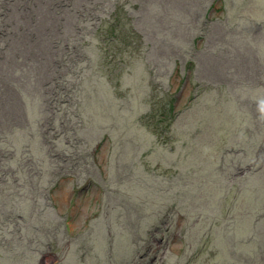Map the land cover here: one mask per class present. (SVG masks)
<instances>
[{
  "label": "rangeland",
  "instance_id": "374dc122",
  "mask_svg": "<svg viewBox=\"0 0 264 264\" xmlns=\"http://www.w3.org/2000/svg\"><path fill=\"white\" fill-rule=\"evenodd\" d=\"M221 1L0 0V163L12 161L13 167L17 166V172L13 176L22 178V185L19 186L16 183L20 181L11 178V175L10 180L0 183V214L1 211L4 212L6 221L5 218H9L12 213V207L16 206L22 208L24 217L22 223L26 228L36 215L47 218L49 223L56 225L50 239L43 230L38 231L42 236H37L34 241L23 236L22 244L25 247L22 246V252L25 255L22 257V252L17 253V260L13 259L14 253L10 250L17 242L1 245L0 264H68L64 258L72 260L77 257L74 264H100L94 261L95 257L89 255H96L97 251L90 252L85 243L78 251H75V246L69 252L58 250L67 245L69 237L76 238L86 233L93 217L91 215L96 211L95 205L102 199V189L104 191L106 188L113 189L116 179L118 184H125L140 174L146 173L145 176L148 177V172L153 171L149 164L153 159L164 163L163 167L154 172L152 180L143 181H148L150 186H156L158 189L159 198L154 204L156 213L152 215L159 220L155 222L153 230L151 227L153 222L145 226L147 230L152 231H148L144 240L140 235L135 239L141 245V249L138 251L135 248L131 258L133 264H211L213 256L221 254L227 246L233 264L239 259L249 264L258 263L256 258L260 259V264H264L263 255L256 256V253L241 251V247L250 245L258 238L257 234L252 233L253 230L264 231V200H259L257 207H246L247 194L243 193L246 187L243 178L248 171L252 172L253 167L264 170V162L256 163V155L264 151L263 116L260 112L258 114L259 108L256 106L259 97H253V101L251 99L241 101L250 111L249 114L252 113V121L240 122L238 126L230 128L231 133L224 137L213 135L208 138L206 134L208 138L206 140L205 134L198 133L194 118L178 119L183 117L190 97L198 91L197 83L205 88L224 86L241 76L249 75L251 67L254 69L259 66L256 57L249 58L252 57L251 53L257 52V48H261L264 55V45H261L262 40H258L259 35L253 32L250 26H246L254 25L261 16L255 10L256 2L252 3L253 7L249 5L238 7L242 11L249 7L250 11L245 18L242 14L231 18L228 11H219L221 7H225ZM180 3L185 6L180 7ZM117 6L138 7L131 12L137 30L142 27L146 30L149 28L143 25L147 14L152 22L147 30L148 34L145 33L143 38L151 48L147 49L144 57L133 58V62L127 61V56H117L116 60L109 62L104 59L105 54L100 48L104 42L97 46V39H102L100 35L97 38L90 35L87 40L79 36L80 32L87 31L85 26L87 20L83 22L78 18L80 10L77 8ZM229 21H237V25L229 24ZM261 23H264V20ZM75 25L79 27V33L75 32ZM233 32L240 37L237 39L240 41H236L238 46L235 41V46L232 45ZM83 42L87 45L82 46ZM253 43L254 50H250L248 45ZM78 52L88 56V65L91 68L103 67L106 73L120 77L117 88L102 91L104 108L95 116L97 123L100 118L102 122V129L98 130L100 133L96 132L99 134L97 139H89L88 144L84 142L79 147L80 151L93 153V149L98 147L96 145H100L96 154V164L84 163L88 157L81 158L80 152L75 153L77 137L80 136L83 141L87 138L80 134V129L85 130L88 123L87 114L81 115V119H75L72 111L76 105L71 106L72 97L67 93L74 84L79 85V92V89L82 87L84 90L88 83L84 80L88 75L86 72L81 73L84 77L82 80L75 79V70L80 68L79 62L78 65L75 62L82 59ZM189 62L193 64L192 71H187ZM117 66L121 67L120 71L116 70ZM263 66L259 68L258 74L253 73L251 78L254 82L259 80L264 83ZM140 82L146 88L142 92L138 87ZM54 86L64 96L57 103L56 109L49 101L48 105L42 103L43 89L46 87L48 91ZM261 89L264 98V87ZM216 92L218 93L215 94H224L222 91ZM169 93L173 96L176 120L172 124L167 123L169 129L163 124L162 137L157 138L148 128L134 121L131 122V132L135 129L138 136L134 138L129 136L131 132L127 133L126 123L134 104L146 111L151 107L153 111L157 109L155 105L158 101L167 97ZM95 94H98L96 88L93 92V95ZM14 95L18 97L13 99L11 96ZM240 96L243 98L252 96V91L242 90ZM11 98L14 100L13 103ZM227 98L229 97H224V102ZM80 103L78 102V106ZM228 104L229 102L226 105ZM33 106L35 108L33 113L28 114ZM20 108L22 112H17ZM16 115L22 125L18 124L13 131L7 130L10 120ZM62 120L64 124H61ZM212 121L215 123L216 119ZM93 128L96 130L95 127H91V130ZM141 128L148 134L142 135ZM46 129H52L53 135L44 142L35 140L36 130L39 137L38 130L47 132ZM91 130L90 133L93 131ZM29 134L33 136L30 138ZM20 136L22 140L17 139ZM228 137L230 141H227ZM66 139L73 140L74 147L70 146ZM188 143L191 146H188ZM248 145L250 149L247 151L253 155L249 158L250 163L237 164L239 149ZM22 147H24L22 153L12 152L16 148L21 150ZM195 151L213 160V177L210 179L203 174L208 183L206 190L211 193L213 200L208 203L206 210L192 213L190 208L193 206V199L184 192L174 201L178 211L172 210L160 216V212L169 206L165 203L166 196H172L173 191L177 190L173 181L164 186L160 182L158 186L159 174L171 172L172 165H175L173 156L177 152L183 153L185 158H190ZM120 155L131 158V163H119V160L117 163L110 162V157L112 161ZM15 160H18V163ZM109 166L111 171L108 173ZM202 170L205 172L206 167L202 166ZM188 182H195V179L189 178ZM191 183L186 185V191L190 193L193 192ZM247 184L253 185L257 191L258 187H261L260 190L264 187V181L259 179L249 178ZM83 187L85 191L80 192ZM184 188L183 184L179 190L182 191ZM38 193L41 197L36 198L37 204L42 199L44 210L41 212L37 206L34 213L35 203L32 199L33 195ZM29 195L30 201L27 198ZM2 196L6 198V203ZM112 196L113 202L117 198L116 195ZM238 199H242L239 205ZM214 201H217L216 204L219 202L222 204H218L216 210L217 214L220 208L223 210L221 216L223 219L212 214ZM232 203L237 207L234 213L233 209L228 207ZM115 217L114 213L107 214L106 223H111V219L113 221ZM247 219L252 224L260 221L259 228L246 229ZM124 221V226L120 227L118 222L111 231L121 235V231L127 228L129 234L135 235L134 229L141 226L138 219L128 218ZM99 222L100 226L104 225V218ZM238 222L242 224L247 234L238 233ZM112 232L109 231L111 242L114 241ZM213 232H216L214 239ZM87 237L88 235H85L83 239ZM117 239L122 240L120 237ZM109 243L105 246L102 244L100 251L103 254V250L106 249L104 254L108 258L105 264L110 262L123 264L114 259L119 251ZM191 243L193 246H189ZM43 244L49 247L37 252ZM27 249L28 251H24ZM123 255H119L118 258H122Z\"/></svg>",
  "mask_w": 264,
  "mask_h": 264
},
{
  "label": "trees",
  "instance_id": "16d2710c",
  "mask_svg": "<svg viewBox=\"0 0 264 264\" xmlns=\"http://www.w3.org/2000/svg\"><path fill=\"white\" fill-rule=\"evenodd\" d=\"M181 1V0H177ZM225 7H221L219 11L225 12L228 11L231 18H236L238 14H242L243 18L246 17L247 12L249 13V7H253L252 3L256 2L255 10H257V13L260 14V18L258 21L252 25V24H246V26H250L251 30L259 35L258 40H262V44L264 45V23H261L264 20V0H237L236 2L233 0H222L221 1ZM241 5H249L247 9L239 10L238 7ZM180 7H184L185 4L180 3ZM138 7H79V14L78 17L80 20L85 22V26L87 27L86 32H80V29L77 25L74 26V30L76 33H79L80 38L88 39L90 35L95 36H101L102 39H97V46H100L101 42H104V45L100 47L105 56L104 59L108 60L109 62H112V60H116L117 56H127L126 60L129 62H133V58L140 59L144 57L145 53L147 52V49L151 48V46L146 44L144 42L145 33L148 34V29L151 27L152 22L150 21L149 14H147L144 17L143 25L147 26V30L145 28H139L137 30L135 25V19L131 15V12ZM251 12L253 13V9H251ZM214 20H208V22H213ZM229 24L236 23L237 21H229ZM242 23V22H241ZM208 28V27H207ZM236 30V29H235ZM234 30V31H235ZM146 31V32H145ZM234 37V38H233ZM233 39H232V45H234V41L236 44V41H240L237 39H240L239 36H237L233 32ZM77 40V39H76ZM89 43V42H88ZM243 44V43H242ZM241 44V45H242ZM87 44L83 42L82 46H86ZM253 45H248V48L250 50H254ZM68 46V45H66ZM236 46H238L236 44ZM184 48V47H183ZM257 52L251 53L252 57L249 56V58L258 59L259 66L256 68H250L249 75L243 77L241 76L238 80H233V82H228L224 86L219 87H213L210 86L208 88L202 87L197 83L198 91H196L189 99V104L185 106L184 112L182 114V118H178L181 120L186 119V117L194 118L195 119V127L199 134H206L207 137H212L213 135H218L219 137H224L226 135H229L231 133L230 128H234L238 126V124L242 121L245 123L248 122V120H251L252 113L249 114V110L242 104L241 101L246 99H251L253 101V97L258 96L259 100L256 103V106L259 108L258 114L260 112V115L263 116V123H264V98L262 97V89L261 87H264V83L259 81L254 82L252 80L253 73L256 72L259 73V68L263 66L264 64V55L262 53L261 48L256 49ZM111 52V54H109ZM78 55L82 57L80 61H76L75 64L79 65V70L76 69L75 79L76 81L82 80L84 77L81 73L86 72L88 75L84 79L86 82H88L85 85V89L82 90V87L79 89V85H73L71 90H67V93L71 95V106L76 105V108L72 111L73 116L75 119H81V115L87 114L88 117V123L86 125L85 130L80 129V134L82 136H87L85 141L78 136V143L75 147V153L80 152V157L85 158L88 157L84 161V163H91L96 164V154L99 151L100 145H96V149H93V153H88L84 151H80L79 147L84 144H88L89 139L96 140L97 139V133H100V129H102V122L101 118L98 120V123L96 122L95 116L104 108V94H102L103 89L109 90V89H115L119 86L120 77L115 76V74L112 73H106V71L103 69V67H100L98 69L91 68L88 64V56H85L83 52H78ZM122 60V59H121ZM264 67V66H263ZM193 64L191 62L187 65V71H192ZM116 70L120 71L121 67L117 66ZM118 75V73L116 74ZM44 83L42 84V86ZM66 87V85H63ZM139 89L141 92L146 89L143 86V83L140 82L138 84ZM97 89L98 94L93 95V92ZM242 90H251L252 96L243 98L240 96V91ZM216 91H222L224 94H215L218 93ZM78 92V95L76 97V93ZM146 92H144V100H145ZM13 99L17 98L18 96L14 95L11 96ZM63 95L60 90H58L55 86L48 90L43 89V102L48 105L47 101L50 102V104L56 109L57 103L60 102L63 99ZM79 97H81V100H79ZM172 93H169L167 97H164L158 101V104L155 106L157 107L156 110L149 109V111L144 110L143 107L134 104V107L130 110V114L127 117L128 122L126 123V130L127 133L131 132V122L134 121L138 125H143L144 127L148 128L154 135L157 136V138L162 137V130H164V126L169 129V126L167 123L172 124L176 120V115L174 114L173 109V101H172ZM224 97H229L224 102ZM11 98V102L13 103L14 100ZM231 98V100H230ZM235 98H238L239 100H235ZM79 100V101H78ZM78 102H81L78 106ZM229 102L228 106L226 105ZM31 112L28 114L33 113L34 106L31 108ZM80 111V112H79ZM22 112V109L20 108L19 111ZM16 112V113H17ZM15 113V114H16ZM81 113V114H80ZM14 114V115H15ZM22 114V113H21ZM257 114V112H255ZM20 115V114H18ZM16 115L10 120V126H8L7 130L13 131L18 124H21V120L17 118ZM35 117V116H32ZM30 117V118H32ZM17 118V119H16ZM53 119V116L51 117ZM216 119V122L213 123V119ZM33 119V118H32ZM252 121V120H251ZM41 122V121H40ZM40 122H38V127ZM76 122V121H75ZM61 124H64V121H61ZM125 124V121H124ZM22 125V124H21ZM42 125V123H41ZM91 127H95L96 130L93 128L91 130ZM81 128V126H80ZM143 129V128H141ZM45 131H39L40 136L38 137L36 132L35 140L38 139V142L42 140L43 142L46 141L48 138H50L53 135L52 129H46ZM92 131L91 133L89 131ZM97 132V133H96ZM142 135L148 134L144 129L141 131ZM58 135V134H57ZM28 136H33V134H29ZM129 136H132L134 138L138 136L137 131L134 129ZM165 136V135H164ZM163 136V137H164ZM206 138V140L208 139ZM17 139L22 140V136L18 137ZM66 142L70 144V146L74 147L73 140L66 139ZM227 141H230V137H228ZM100 144V142H97ZM38 144V143H37ZM47 144L49 142L47 141ZM188 146H191L190 143H188ZM142 147H144L142 145ZM87 145L85 147L86 151ZM112 148V146H110ZM247 149H250V146L248 145L246 148L239 149V154L237 157V164H243V163H250L249 158L253 157V155H250V153L247 151ZM24 150V147L19 150L16 148L12 152L15 153V151H18L17 153H22ZM56 151V149H55ZM113 156V155H112ZM173 161L175 165H172L173 169L170 173L168 172H161L157 178V184L160 185V182L164 186L166 183L170 184L172 181L176 185L175 190L173 191L172 196H166L165 203L168 207L163 209L160 212V216L164 215L166 213H169L172 210L178 211L177 205L174 203L175 199L179 197V195H182L184 192L188 194V196L193 199V206L190 208L192 213L206 210L208 207V203L213 200L211 197V193L207 192L206 185L208 184L203 174L207 175L208 178L211 179L213 177V169H212V163L213 160L210 157L202 156L200 153L194 152L193 156L190 158H185V155L181 152H177L173 156ZM119 160V163H131L132 159H128L127 156L120 155L117 159H112L110 157L111 163H117ZM242 160V163H241ZM16 163H18V160H15ZM207 161L208 163H204ZM12 162V161H11ZM0 163V183L3 184V181L6 182V180H10L11 178L17 179L20 182H17L16 185L19 186V184L22 185V178L15 175L13 176L17 170L13 167L14 163ZM264 162V151L263 153L260 152L256 155V163H262ZM150 166H152L153 171L148 172V177H146L145 174H140L136 178L132 180H128L125 184H118L116 179V182L114 183L115 187L113 189H107L104 191L102 189V199L100 202H97L95 205V213H93L91 216L92 219L90 221L89 227L86 230V233L83 235H78L76 238L69 237V240L67 241V245L65 247H61L58 251L60 252H69L71 251L72 247L75 246V251H78L79 248L82 246L83 243L85 245L87 244V248L90 252L97 251L96 255H91L94 258V261L96 263L105 264L107 262V255H105V250H103V254L100 253L102 250V244L105 246L108 242L110 246H114L115 250L119 251L117 253V256L114 257L116 261L119 260L120 262H123V264L130 263L133 264L132 256L135 252V248L139 251L141 249V245L135 241V239L138 238L140 235L141 238L144 240L145 235L148 234V231L146 229V225H151L152 230L155 227V222L159 220L158 217L155 215L154 210V204L155 200L159 198L158 189L156 186H150L148 181H143L145 179H153L154 172L160 168L163 167V164L160 160L153 159L151 163H149ZM202 166L206 167L205 172L202 170ZM177 168V170H176ZM111 171V166L108 168ZM189 178L195 179V182H188ZM251 178L253 179H259L260 181H264V170H259L253 167L252 172L248 171L246 176L243 178V184L246 186L243 190L244 195L247 197L246 207L254 208L258 206V201L264 200V187L260 190L261 187H258V191L256 188H254L253 185L247 184V179ZM110 183V182H109ZM192 184V193L186 191V185ZM33 184V183H31ZM185 185V188L180 191L179 189L182 187V185ZM35 185V183H34ZM32 188L31 186H29ZM101 188V186H100ZM260 190V191H259ZM111 194V195H110ZM37 195V194H36ZM33 195V203L34 208L33 211L35 213L36 207H40V211L43 212L44 208L40 203L37 204L36 198L41 197V195L38 193V195ZM116 195V200L111 201V196ZM3 196H5L3 194ZM2 196V197H3ZM30 195L27 196L28 200L30 199ZM113 197V196H112ZM1 198V197H0ZM3 201L6 203V198H2ZM152 199V200H151ZM151 200V202H150ZM242 199H238V205L240 204V201ZM22 201V199H21ZM30 201V200H29ZM125 202H126V208H125ZM217 201H214L213 204L214 207L212 209V214L214 217H221L223 216V210L220 208L217 214V205H222L220 202L216 204ZM262 205V204H260ZM228 207H231L233 209L232 213L237 211V207L235 206V203H232L231 205H228ZM1 208V203H0ZM12 213L9 218L6 221H4L5 214L1 211L2 214H0V247L3 244H6L7 242H17L13 248L10 250H13V259L17 260L16 255L17 253L22 252V238L23 236H26L30 239V241H34L37 239V236H42V234L38 233V231L43 230L45 234L50 239V236L52 235V232L56 229V225H52L49 223L47 218H42V216L36 215L31 221H29L30 225L28 228L24 227L25 225L22 223L24 220V217H22V208L20 207H12ZM111 213V215L114 213L116 215L115 220L111 223H106L107 214ZM221 213V214H220ZM32 214V213H31ZM259 213H257L258 215ZM264 215V213H263ZM234 216V215H233ZM101 218H104L105 223L104 225L100 226L99 223L102 222L99 220ZM128 218L138 219L139 225L141 223V226L139 228H135L134 232L135 235L129 234L128 229H124L121 231V235H118L111 231V228L114 227L118 222H120V227L124 226V220H127ZM124 219V220H123ZM223 219V217H221ZM264 221V218H263ZM260 221L257 224H252L247 219L245 220V227L246 229L249 228H259ZM7 224H11V226H8ZM238 233L247 234V232L244 231L242 228V224L238 222ZM126 227V226H125ZM114 233V241L111 242L109 239V231ZM117 231L118 228H116ZM144 230H147L146 232ZM150 230V231H152ZM149 231V232H150ZM263 230H253V234H257L258 238L250 243V245H247L245 247H241V251H250V253H256V256L258 254H261L264 256V234ZM216 232H213L212 237L214 239ZM85 235H88L87 239H83ZM118 237H120L122 240L118 241ZM14 238V239H13ZM116 245V246H115ZM139 248H137V246ZM189 246H193V243H191ZM227 246V245H226ZM25 247V246H24ZM49 246L46 244H43L37 249V252L42 251L44 248H48ZM109 247V246H108ZM30 248V245H29ZM24 251H28L24 250ZM222 251V249L219 251V253ZM245 253V252H243ZM124 254V255H123ZM25 254L22 252V257ZM119 255H123L122 258H118ZM200 258V256H199ZM78 259V257H77ZM77 259L67 260L64 258L63 260L67 261V263L74 264ZM257 262H254L252 264H260V259L256 258ZM255 259V260H256ZM254 260V261H255ZM89 261V260H88ZM220 262H228L230 264L232 263L231 255L228 252V246L225 250L221 252V254H215L213 258L211 259V264H220ZM111 263V262H110ZM108 263V264H110ZM234 264H249V262L239 259ZM251 264V263H250Z\"/></svg>",
  "mask_w": 264,
  "mask_h": 264
},
{
  "label": "water",
  "instance_id": "95a60500",
  "mask_svg": "<svg viewBox=\"0 0 264 264\" xmlns=\"http://www.w3.org/2000/svg\"><path fill=\"white\" fill-rule=\"evenodd\" d=\"M84 191H85V187L81 188L80 192H84Z\"/></svg>",
  "mask_w": 264,
  "mask_h": 264
}]
</instances>
